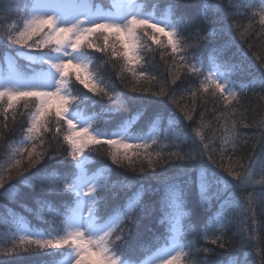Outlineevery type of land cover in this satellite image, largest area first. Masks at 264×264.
I'll list each match as a JSON object with an SVG mask.
<instances>
[{
    "label": "snow or ice",
    "instance_id": "1",
    "mask_svg": "<svg viewBox=\"0 0 264 264\" xmlns=\"http://www.w3.org/2000/svg\"><path fill=\"white\" fill-rule=\"evenodd\" d=\"M182 4L168 0L158 13L148 0H108L107 7L96 0H0V15L12 21L0 28V151L7 157L0 189L10 199L21 188L35 192L36 208L22 207L47 226L11 210L0 216V264L33 249L62 257L47 264H264V120L257 125L259 152L247 164L236 158L237 126L246 118L241 93L264 92V72L239 82L248 57L229 33L241 26L225 29L229 10L243 18V8L250 15L241 37L256 25V35L264 36V0H195V17ZM157 53L166 68L159 78ZM110 64L119 68L117 80L131 77L126 86L139 95L101 75ZM180 82L188 87L180 89ZM208 98L222 121L218 150L215 137L205 142L211 122L203 111L196 116ZM103 100L138 108L102 130L106 114L119 112H89V102L95 109ZM146 168L155 186L117 171ZM15 177L19 186L8 183ZM240 193H247L243 202ZM148 194L159 198L146 202ZM154 216L162 231L145 225L152 238L144 241L138 232L133 239L131 229ZM236 236L239 243L223 260L210 259L214 248L198 246L203 238L225 249Z\"/></svg>",
    "mask_w": 264,
    "mask_h": 264
},
{
    "label": "trees",
    "instance_id": "2",
    "mask_svg": "<svg viewBox=\"0 0 264 264\" xmlns=\"http://www.w3.org/2000/svg\"><path fill=\"white\" fill-rule=\"evenodd\" d=\"M105 0H96V2H103ZM149 2V9H151V5L155 3L157 5V12L159 13L164 8H166L168 0H148ZM226 2V0H225ZM189 5L188 7H185L184 5ZM195 0H184V4L181 6L182 11H187L190 15L195 17L196 9H195ZM240 13L242 16H237L235 19L231 17V10H229V18L225 22V29H228L229 25H240L241 27H231L229 38L236 41L237 47L239 49H242L244 53H247V61H246V69L247 71L242 74L238 79L239 82L246 83L252 75H256L259 72H264V36H257L256 32L259 31V25H256V31L251 32V34L245 39L242 38L240 35V31L242 30L243 26L248 23L247 16L250 15V12H245V9L241 8ZM12 21L11 20H5L3 15H0V28L7 27ZM204 45V48L207 49L210 47L209 44L202 42ZM251 45V47H249ZM98 56L101 54H97ZM257 56L260 57V59H257ZM19 62H22L19 61ZM156 62L158 65V70L154 73L158 76H160V73H164L166 75V68L162 61H160L159 53L156 54ZM170 62V61H169ZM100 64V61H97L96 64L93 65L94 70H98V65ZM119 71L118 67H113L111 64L107 66L106 71H103L101 75L103 76H111L112 80L121 88L123 92L128 93L129 95H139V93H130L128 86H126V83L130 86L131 83V77H126V82H122L120 80L116 79V73ZM186 80H190L192 78L186 77ZM199 81H195L193 86H198ZM77 88H80L82 91L86 92V89H82V86L77 85ZM188 87V84L185 82L179 83V88L184 89ZM237 91H240L239 88L236 89ZM89 96H92L91 93H88ZM94 100H100V97H94ZM241 101H242V108L241 112L244 117H246L242 123L238 124V131L240 136V147L241 151L237 152L236 158L240 159V162L243 164L248 163V157L252 156L255 152H259V139H260V131L257 128L258 123L261 120H264V92L261 91L260 88H255L252 91H247L246 93H241ZM81 107H85V105H81ZM101 107L104 108H117L119 107V112L113 113V114H106L105 119L109 120L110 122L105 125L101 124L99 125L102 130L107 129L111 130L113 123L112 122H119L123 119L130 118L131 116L136 114L138 106L133 107H124L119 106L116 104H110L107 102V100H103L100 105H97L95 109L92 108V103L89 102L87 105V108L89 112L95 111L97 113L100 112ZM169 108H172L174 111H177V109L174 108L173 105L168 104ZM204 112V122L208 123L211 122L209 128L204 129V133L206 136L205 142H210V140L215 137V145L217 150L219 149L220 139L219 137L223 133V128L220 126L222 121H217L215 119L216 116V105L213 103L211 98H208L207 104L203 105L196 113L197 120L200 118V112ZM148 115H151V112H149ZM147 117L144 118L146 120ZM239 119V118H238ZM144 120L140 121L139 126H143ZM185 124H188V121H184ZM243 124H248L250 127H243ZM191 131V129H189ZM9 139H18V135L13 137L9 136ZM0 144H3V141H0ZM169 151H175V149H169ZM96 161H104L107 164H110L111 162L107 159L106 155H98L93 154ZM218 163H224L227 160V157H225V161H221L218 156L214 157ZM7 157L4 154L3 151H0V166H3L6 164ZM173 164L177 163L176 161L172 162ZM115 168V166H113ZM146 167V166H145ZM238 171L240 169H237ZM119 173L122 174V177H127L129 180H143L145 184L152 183L153 186H155V181L152 180L149 173L151 172L150 169L146 168V171L144 173L139 172H132L129 169H117ZM223 175H227V173H223ZM117 177L114 175L113 179H116ZM229 179H231L229 177ZM257 179H260L257 177ZM20 180V177H15L13 180L9 181L8 183L11 184H17ZM7 184L5 185V188H7ZM19 186V185H18ZM38 191V190H37ZM4 189H0V216H7L9 211L15 212L17 214L24 215L28 217L31 222L38 226V227H47L46 225H43L41 222L37 221L34 217V215L30 214L25 207H22V205L27 206L28 209H35L36 205L34 203V196H36L35 192H32V190L28 188H21L19 193L14 199H10L9 197L5 196ZM241 200L243 202L244 196L247 195V193H240ZM158 195H151L148 194L145 196V200L147 201H155L158 200ZM188 207L191 209L195 208V195H191L189 197L188 201ZM257 213H259V209H254ZM251 214V213H249ZM259 215L257 216V219H261ZM198 218L194 215L192 216V221L196 222ZM145 225H148L153 229V231H162V229H158V226L156 225V217H152L149 220H144L142 222V225L140 229H137L133 227L131 229L132 238L135 239L137 237L138 232L141 234V238L144 241H148L152 238L153 232L147 231L145 229ZM0 230H3L2 227H0ZM235 231V229H232L228 232V237H232V232ZM257 236H259V232L257 233ZM191 238V237H189ZM240 237L236 236L231 239L228 248L220 249L216 245H212L205 241L203 238L200 240V244L198 246H208L215 249V253L210 256V259L212 260H223L226 256L229 255V250L233 249L238 243H239ZM10 246V245H9ZM139 254V253H138ZM143 255V254H140ZM201 256L204 255V253H200ZM57 257H50L45 254L43 250H31L28 252H18L13 254L10 257H7V264H47L48 261L52 259H56Z\"/></svg>",
    "mask_w": 264,
    "mask_h": 264
},
{
    "label": "rangeland",
    "instance_id": "3",
    "mask_svg": "<svg viewBox=\"0 0 264 264\" xmlns=\"http://www.w3.org/2000/svg\"><path fill=\"white\" fill-rule=\"evenodd\" d=\"M97 3H100L102 6H104V7H107L108 6V0H105V1H103L102 3L101 2H97ZM149 10H151V9H149ZM21 64H24L25 63V61H22V62H20ZM60 259H62V257H60V256H58V258H57V260H60Z\"/></svg>",
    "mask_w": 264,
    "mask_h": 264
}]
</instances>
